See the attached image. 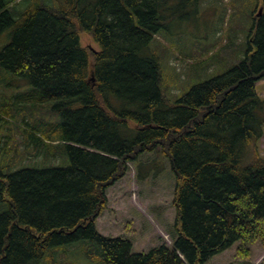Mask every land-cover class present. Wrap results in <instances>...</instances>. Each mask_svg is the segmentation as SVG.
Returning <instances> with one entry per match:
<instances>
[{
    "label": "trees",
    "instance_id": "1",
    "mask_svg": "<svg viewBox=\"0 0 264 264\" xmlns=\"http://www.w3.org/2000/svg\"><path fill=\"white\" fill-rule=\"evenodd\" d=\"M200 2L0 0V122L19 118L47 164L0 161V264H76L56 255L80 242L90 264H207L236 242L244 259L250 244L264 249V15L253 6L242 57L174 101L164 48L150 47ZM20 78L30 87L6 93ZM158 149L174 176L175 230L171 246L134 253L95 220L126 164Z\"/></svg>",
    "mask_w": 264,
    "mask_h": 264
},
{
    "label": "rangeland",
    "instance_id": "2",
    "mask_svg": "<svg viewBox=\"0 0 264 264\" xmlns=\"http://www.w3.org/2000/svg\"><path fill=\"white\" fill-rule=\"evenodd\" d=\"M256 4L252 17L259 11L264 15L263 0H201L195 16L181 18L154 37L150 47L164 48L161 67L163 84L167 86L164 95L168 99L174 101L191 86L224 74L236 57H242L243 45L247 42L245 28L252 25L248 16ZM2 35L0 51L9 42L5 38L6 32ZM80 43L86 49H98L90 34L81 33ZM209 48L210 51L205 53ZM15 81L19 82L14 87H6V93H20L30 87L23 78ZM256 90L264 98V78L256 83ZM18 120L14 124L0 122V150L6 151L4 154L0 152V161L18 155L25 165L46 167L47 164L42 163L44 159L41 160L40 154L35 153L25 140ZM259 151L264 157V135ZM174 192V176L168 158L160 149L143 153L138 162L127 163L123 176L105 190L106 205L95 220V228L103 236L130 240L134 253L148 252L163 244L171 246L176 219ZM4 210L5 203L0 202V213ZM240 246L239 242L234 243L207 264L264 262V249L259 242L249 245L251 254L248 259L237 253ZM83 248L84 243L80 242L71 246L67 253L57 254L56 258L90 264L83 255Z\"/></svg>",
    "mask_w": 264,
    "mask_h": 264
},
{
    "label": "water",
    "instance_id": "3",
    "mask_svg": "<svg viewBox=\"0 0 264 264\" xmlns=\"http://www.w3.org/2000/svg\"><path fill=\"white\" fill-rule=\"evenodd\" d=\"M258 16H260V11H259V14H258Z\"/></svg>",
    "mask_w": 264,
    "mask_h": 264
},
{
    "label": "bare ground",
    "instance_id": "4",
    "mask_svg": "<svg viewBox=\"0 0 264 264\" xmlns=\"http://www.w3.org/2000/svg\"><path fill=\"white\" fill-rule=\"evenodd\" d=\"M17 4V3H16Z\"/></svg>",
    "mask_w": 264,
    "mask_h": 264
}]
</instances>
